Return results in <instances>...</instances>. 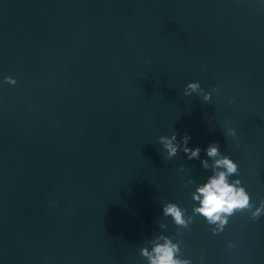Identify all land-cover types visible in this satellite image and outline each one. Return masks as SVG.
Instances as JSON below:
<instances>
[{
    "label": "water",
    "instance_id": "obj_1",
    "mask_svg": "<svg viewBox=\"0 0 264 264\" xmlns=\"http://www.w3.org/2000/svg\"><path fill=\"white\" fill-rule=\"evenodd\" d=\"M174 131L209 163L218 141L259 206L264 0H0V264H147L160 234L192 264H264V215L177 236L163 203L191 215L212 172L167 158Z\"/></svg>",
    "mask_w": 264,
    "mask_h": 264
},
{
    "label": "clouds",
    "instance_id": "obj_2",
    "mask_svg": "<svg viewBox=\"0 0 264 264\" xmlns=\"http://www.w3.org/2000/svg\"><path fill=\"white\" fill-rule=\"evenodd\" d=\"M4 82L15 85L16 80L11 76H5ZM219 88H213V92L219 93ZM193 93L202 97V103L211 100L212 93L206 92L201 88L198 81H190L186 84L183 95L191 96ZM229 103H232L230 100ZM226 137L230 136L233 140L237 139L236 130L227 128L224 132ZM191 136L187 133L182 135L178 140L177 133L172 132L171 136H160L159 142L163 149L166 150L167 158L170 159L177 155L178 151L186 154L189 160L198 159L205 170L211 169L212 175L208 176L206 182L196 186L195 191L191 194V199L197 204H193L192 214L187 215V209L182 208L177 203L165 202L162 205V213L165 217H171L174 225L177 226V236H182L180 229H190L194 222V217H203L204 221L214 226L211 228L212 233L219 234L223 232L229 223V218L235 216L238 212H249L252 220H258L264 215V198L260 199L259 206H255L251 200L250 194L242 186L240 179L230 181L233 175H239V166L229 154H222L218 141L208 144L205 149L206 155L211 159H202L200 157L201 148L199 146L189 147ZM180 171H184V165H181ZM190 179L186 182L192 184ZM160 228H165L163 223L159 224ZM151 249L141 247L139 253L146 258L147 264H192L187 258H181V242H173V238L160 234L148 241ZM229 248L234 245L229 242ZM202 259V257H201Z\"/></svg>",
    "mask_w": 264,
    "mask_h": 264
}]
</instances>
